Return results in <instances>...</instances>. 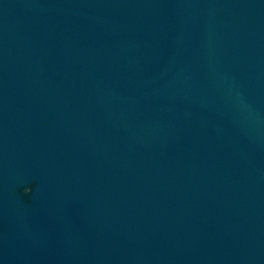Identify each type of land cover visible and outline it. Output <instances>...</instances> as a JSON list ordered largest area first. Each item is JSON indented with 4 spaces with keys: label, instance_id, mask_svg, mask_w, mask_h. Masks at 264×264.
Instances as JSON below:
<instances>
[{
    "label": "water",
    "instance_id": "obj_1",
    "mask_svg": "<svg viewBox=\"0 0 264 264\" xmlns=\"http://www.w3.org/2000/svg\"><path fill=\"white\" fill-rule=\"evenodd\" d=\"M0 264H264V0H0Z\"/></svg>",
    "mask_w": 264,
    "mask_h": 264
}]
</instances>
